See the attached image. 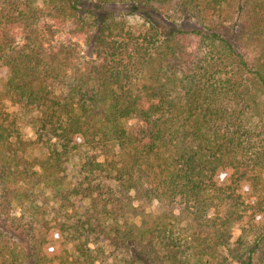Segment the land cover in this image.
Returning a JSON list of instances; mask_svg holds the SVG:
<instances>
[{"label":"trees","instance_id":"obj_1","mask_svg":"<svg viewBox=\"0 0 264 264\" xmlns=\"http://www.w3.org/2000/svg\"><path fill=\"white\" fill-rule=\"evenodd\" d=\"M36 1L0 0V264H264V0Z\"/></svg>","mask_w":264,"mask_h":264},{"label":"rangeland","instance_id":"obj_2","mask_svg":"<svg viewBox=\"0 0 264 264\" xmlns=\"http://www.w3.org/2000/svg\"><path fill=\"white\" fill-rule=\"evenodd\" d=\"M41 1L37 0L35 4L40 5ZM111 9H114L116 11H122V7L118 5L110 6ZM128 22L129 24H132L137 28V26L140 24V20L138 19L137 16L131 15L128 16ZM63 26V25H62ZM60 27L61 32L64 34L63 27ZM4 84V78L0 76V88ZM7 109L13 113V117L16 120L17 126L19 128L21 136L26 140L30 141L34 137V130H33V125L31 123V111L26 109L25 107H22L20 105H12L11 103L7 102ZM41 149L38 146H32L30 148L31 154L38 155L40 153ZM144 208L147 212H151L152 214H155L157 211H159L161 208H163V205L161 202L157 200H152L151 202L145 203ZM144 217L137 216L135 220L137 222H140V220L144 221ZM232 234L233 237L232 239L235 240L238 235L240 234V225L235 224L232 228Z\"/></svg>","mask_w":264,"mask_h":264}]
</instances>
